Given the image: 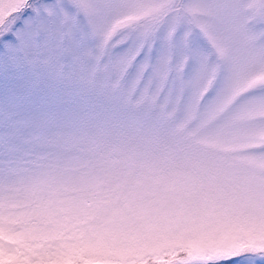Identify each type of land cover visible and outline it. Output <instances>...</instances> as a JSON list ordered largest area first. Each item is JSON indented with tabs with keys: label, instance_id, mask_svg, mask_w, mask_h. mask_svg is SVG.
<instances>
[{
	"label": "snow or ice",
	"instance_id": "snow-or-ice-1",
	"mask_svg": "<svg viewBox=\"0 0 264 264\" xmlns=\"http://www.w3.org/2000/svg\"><path fill=\"white\" fill-rule=\"evenodd\" d=\"M0 264H264V0H0Z\"/></svg>",
	"mask_w": 264,
	"mask_h": 264
}]
</instances>
